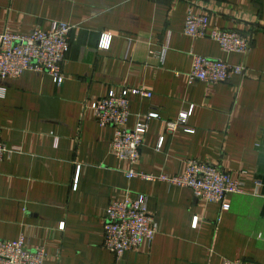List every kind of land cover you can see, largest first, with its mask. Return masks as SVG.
Segmentation results:
<instances>
[{"label":"crops","instance_id":"crops-1","mask_svg":"<svg viewBox=\"0 0 264 264\" xmlns=\"http://www.w3.org/2000/svg\"><path fill=\"white\" fill-rule=\"evenodd\" d=\"M209 12L224 30L252 32L244 56L208 37L184 35L189 12ZM74 40L62 76L24 71L0 77V239L42 246L43 264H264V0H0V33L21 35L52 22ZM191 54L243 64L248 73L216 85L192 79ZM152 93L142 98L131 88ZM121 91L128 128L150 119L134 168L177 175L187 161L247 171L224 209L187 187L127 178L111 148L114 129L92 115L93 101ZM186 113L167 131V121ZM148 196L158 232L119 256L103 246L112 200ZM196 224L193 225V220Z\"/></svg>","mask_w":264,"mask_h":264},{"label":"built area","instance_id":"built-area-1","mask_svg":"<svg viewBox=\"0 0 264 264\" xmlns=\"http://www.w3.org/2000/svg\"><path fill=\"white\" fill-rule=\"evenodd\" d=\"M209 12H189L185 18L182 32L192 38L208 37L216 41L225 53H239L244 56L253 43L252 32L224 30L208 21ZM70 25L52 22L48 29L35 27L27 34L21 35L9 29L0 33V77H18L24 71L45 72L54 77L62 76V67L67 61V53L74 37ZM192 64L189 76L207 85L228 82L234 76L243 77L248 70L243 64H232L220 58L191 54ZM130 92L142 98L151 97L152 93L143 87L131 88ZM94 119L103 126L114 129L111 148L114 154L130 164L125 170L127 178L138 177L149 181L167 182L176 186L189 188L194 197L207 203H217L222 208L229 207L226 197L242 190L247 171L240 169L235 173L222 167L187 161L185 170L177 175L153 174L133 167L140 154L143 138L150 119L159 118L147 107L138 111L139 122L128 128L130 114L128 99L121 91L113 92L91 104ZM186 113H181L175 121H167L166 130L171 132L182 127ZM9 152L1 141L0 160ZM148 196L138 194L136 197L112 200L102 216L103 246L115 254L137 251L144 243L152 241L158 232L159 224L149 212ZM196 224V219L193 220ZM47 257L46 249L36 246L29 249L21 236L14 240L0 239V264H43ZM221 264H257L246 259L227 260Z\"/></svg>","mask_w":264,"mask_h":264},{"label":"trees","instance_id":"trees-1","mask_svg":"<svg viewBox=\"0 0 264 264\" xmlns=\"http://www.w3.org/2000/svg\"><path fill=\"white\" fill-rule=\"evenodd\" d=\"M251 32V31H250Z\"/></svg>","mask_w":264,"mask_h":264}]
</instances>
